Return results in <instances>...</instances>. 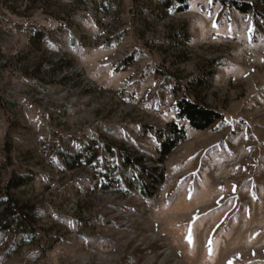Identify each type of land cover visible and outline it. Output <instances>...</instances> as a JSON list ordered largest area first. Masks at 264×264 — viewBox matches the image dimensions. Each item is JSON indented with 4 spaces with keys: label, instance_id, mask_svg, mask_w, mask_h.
<instances>
[{
    "label": "rangeland",
    "instance_id": "obj_1",
    "mask_svg": "<svg viewBox=\"0 0 264 264\" xmlns=\"http://www.w3.org/2000/svg\"><path fill=\"white\" fill-rule=\"evenodd\" d=\"M236 1L256 11L0 0V201L40 234L1 229V207L0 264H264V0ZM184 95L224 119L192 128ZM174 120L186 139L160 161ZM121 150L157 168L150 196Z\"/></svg>",
    "mask_w": 264,
    "mask_h": 264
},
{
    "label": "trees",
    "instance_id": "obj_2",
    "mask_svg": "<svg viewBox=\"0 0 264 264\" xmlns=\"http://www.w3.org/2000/svg\"><path fill=\"white\" fill-rule=\"evenodd\" d=\"M74 3L79 5H87L88 0H72ZM104 2L103 8L107 13H112L113 3L115 0H102ZM160 4L159 6L164 9H169L174 4L180 5L179 10L185 11L189 7V0H157ZM219 1L223 5H228L233 7L243 13H254L256 11L255 6L250 2H240L236 0H214ZM156 18H159V14H155ZM131 57L125 58L121 61L124 66L129 65ZM57 68H62V66H57ZM205 83V80H201ZM177 119L186 120L188 124L198 130H206L211 128L217 121L224 119V115L209 106L203 105L199 102L191 100L189 97L184 95L177 102ZM168 133H164V140L161 144V157L160 161H164L165 158L172 153L174 148L178 143L186 139L187 130L185 125L180 124L178 121H172L168 126ZM163 133V132H162ZM123 160L131 167L134 173V187L140 191L144 196H150L152 186L155 187L156 183H162L161 177L157 173V168L151 170L142 164L143 158H136L128 154L126 151L121 150ZM78 158L67 155L66 160L70 168H76ZM34 179L33 176L21 175L17 178H11L7 184V189L21 186L23 184H28ZM3 207V215L5 221L3 222L1 229L5 230H15L16 232L22 234L24 238L31 239L32 241L38 240L40 234L35 227V220L33 216L36 215L34 208L29 207V205H21L16 199L11 197L7 200L0 201V208Z\"/></svg>",
    "mask_w": 264,
    "mask_h": 264
},
{
    "label": "snow or ice",
    "instance_id": "obj_3",
    "mask_svg": "<svg viewBox=\"0 0 264 264\" xmlns=\"http://www.w3.org/2000/svg\"><path fill=\"white\" fill-rule=\"evenodd\" d=\"M190 239V238H189Z\"/></svg>",
    "mask_w": 264,
    "mask_h": 264
}]
</instances>
